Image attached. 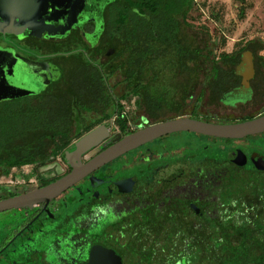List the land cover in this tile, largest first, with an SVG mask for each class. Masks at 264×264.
<instances>
[{
	"label": "flooded vegetation",
	"instance_id": "obj_1",
	"mask_svg": "<svg viewBox=\"0 0 264 264\" xmlns=\"http://www.w3.org/2000/svg\"><path fill=\"white\" fill-rule=\"evenodd\" d=\"M37 1L33 10L27 8L13 14L8 10L0 14V83L14 90L9 98L1 101L25 99L44 105L78 97L88 101L90 107L95 100V107L80 114L93 120L110 115L99 122L94 120L96 123L91 128L104 125L108 134L96 146L77 156L76 162L87 161L124 136L119 127L114 129L118 118L124 119L132 132L176 117L230 123L264 113L247 112L239 119L220 121L208 117L230 116L239 108L260 110V105H264V63L256 60L251 49L242 50L238 60L231 59L237 50L224 48L217 54L212 53L209 44L205 45L206 33L183 24L175 32H163L162 37L153 32L149 44L145 43L146 35L141 36L139 32L135 43L128 46L124 44L121 31L109 29L108 0ZM209 51V58L214 59H206ZM245 52L251 53V61L242 60ZM96 72L103 83L96 84L92 78ZM78 76L83 79L78 81ZM77 89L88 93L77 95L80 93ZM180 132L225 143L264 133L224 138L179 130L131 150ZM78 139L64 152L68 168L51 176L45 173L41 178L52 179L71 170L68 155ZM219 154L224 155L226 163L239 159L257 167L254 155H264V152L253 150L247 154L238 145L224 151L205 148L183 153L175 159L164 157L142 162L134 170L114 177L95 176L99 169L120 155L47 205L24 207L27 210L14 214V218L10 216L12 219L0 221V264H85L92 249L98 246L119 257L120 264H150L143 262L145 248L132 256L143 228H150L143 238L145 244L181 245L191 239L189 228L203 230L207 218L231 217L233 224L238 222L237 217L244 220L246 214L238 211L236 205L221 203L220 188L206 189L203 185L205 180L217 186L220 183L223 161ZM54 159L51 157L44 164L55 162ZM199 161L203 168L189 167ZM28 180L23 181L27 187L40 184L39 177L32 186L29 183L34 179ZM188 180L198 182V186L206 190L205 194L189 197L181 193V186L187 185ZM81 181L86 183L82 193L69 196L70 190ZM64 198H68L66 206L54 208V204ZM250 198L246 196L247 200ZM114 200H125L127 209L116 219L109 220L108 204ZM156 228L160 229L158 233Z\"/></svg>",
	"mask_w": 264,
	"mask_h": 264
},
{
	"label": "trees",
	"instance_id": "obj_2",
	"mask_svg": "<svg viewBox=\"0 0 264 264\" xmlns=\"http://www.w3.org/2000/svg\"><path fill=\"white\" fill-rule=\"evenodd\" d=\"M193 3L194 0H108L109 29L121 31L125 45H133L139 32L141 36L146 35L145 43L149 44L153 32L162 37L163 32H175L181 24L191 29L187 14ZM205 45L207 47V43ZM263 45L258 41H250L239 48L231 59L238 60L242 50L251 49L256 60L263 62V56L258 54ZM210 54V51L207 52L206 59H214L209 58ZM80 78L83 79V76H78L77 80ZM92 78L96 84L103 83L97 72L92 74ZM76 92H80L77 95L88 93L79 89ZM110 102L108 100L107 103ZM87 104L88 101L78 97L75 100H62L60 104L47 102L44 105H35L25 99L0 101V172L7 174L11 167L23 164H44L58 155L64 159V152L72 141L80 138L96 123L87 124L90 116L80 114L97 105L95 100L90 103V107ZM103 118L94 120L99 122ZM116 124L122 136L131 132L124 119L118 118ZM254 158L259 167L246 164L245 160L239 162V159L234 163H226L224 155L219 154V159L223 161L220 183L218 186L211 181L205 180L203 183L206 189L220 188L221 203L236 205L238 211L246 214L244 220L233 224L231 217L207 218L208 223L203 230L189 228L191 239L188 244L181 245L145 244L143 238L150 228H143L136 239L132 256L135 257L141 248H145L143 262L150 264H173L175 260L180 263L184 261L183 264H264V168H261L264 155L257 154ZM41 176H38L40 184L37 187L62 175L46 180ZM34 188L27 187L23 192ZM15 194L11 192L9 195ZM247 195L251 197L248 200ZM261 227L262 231H259ZM156 231L158 233L160 229L156 228ZM172 232L175 230L172 229Z\"/></svg>",
	"mask_w": 264,
	"mask_h": 264
},
{
	"label": "rangeland",
	"instance_id": "obj_3",
	"mask_svg": "<svg viewBox=\"0 0 264 264\" xmlns=\"http://www.w3.org/2000/svg\"><path fill=\"white\" fill-rule=\"evenodd\" d=\"M187 21L191 24V29L206 33V43L209 44L212 53L215 54L224 48L236 51L250 40L264 44V0H194L192 8L187 14ZM258 54L264 58V45ZM245 58L251 61V56ZM12 89L13 87H5V85L0 83V101L9 98L11 93L14 92ZM252 109L254 108L247 107L245 110L239 108L230 116L209 115L208 117L219 119V121L239 119L247 112L256 113L258 111H264V105H260V110ZM205 113L210 114L207 112ZM93 121V118L89 117L87 124L94 123ZM237 145L242 146L247 154H250L253 150L264 152V133L258 136L253 135L243 140H236L231 143H225L222 140H213L186 132L169 134L164 138L121 155L111 163L99 169L95 173V176L98 178H110L119 173L130 172L134 170L135 166L139 163H146L152 159L164 157L175 159L183 153H191L205 148H218L224 151ZM54 161L55 162L52 161V163L49 164L35 165L29 170L31 172H24L19 167L14 169L11 167L7 174L0 172V196H8L11 192L21 191L26 188L27 185L23 182L24 180L34 179L32 182L28 180L30 182L29 186H32L38 176L45 173L51 176L54 173H62L68 168L65 160L60 155L55 157ZM201 164V161L198 163L192 162L189 167H202ZM186 184L187 185L181 186V193H185V195L189 197H201L206 192L204 187L198 186V182L195 184L191 180H188ZM85 186L86 183L81 181L70 190L68 195L81 194ZM140 188L141 186L138 187V189ZM67 199L68 198H64L56 202L54 208L66 206ZM124 201L114 200L108 204L107 213L109 220H114L126 212L127 204L126 201ZM24 210L27 209L18 208L1 213L0 221L10 220L14 218V214L18 212L22 213ZM99 213L100 212H98V214ZM208 213L212 214L213 211H208ZM10 216L13 217L11 218ZM237 221V223H240L241 218L237 217ZM259 231H262V227ZM258 233L260 236H263L261 232ZM183 262L184 261L181 263L183 264ZM181 263L175 260L173 264Z\"/></svg>",
	"mask_w": 264,
	"mask_h": 264
},
{
	"label": "water",
	"instance_id": "obj_4",
	"mask_svg": "<svg viewBox=\"0 0 264 264\" xmlns=\"http://www.w3.org/2000/svg\"><path fill=\"white\" fill-rule=\"evenodd\" d=\"M33 1L34 0H0V14L8 10H11V14H13V11L17 13L24 12L27 8L33 10L38 2L37 0H35V2ZM248 56H251V53L245 52L242 60L249 61L245 58ZM2 85H4V83H2ZM179 130L224 138H241L246 135L264 132V113L250 119L230 123L205 121L190 117H176L155 122L142 129L124 135L97 152L87 161L76 162L75 159L77 156L96 146L107 136L108 128L104 125H99L83 134L76 141L75 149L70 151L68 155L72 162L70 171L46 185L0 198V212L30 207L40 203L47 205L51 200L59 196L86 175L116 157L156 137ZM261 168H264V159ZM113 255L115 254L98 246L92 249L89 260L85 264H120L119 257H114Z\"/></svg>",
	"mask_w": 264,
	"mask_h": 264
},
{
	"label": "built area",
	"instance_id": "obj_5",
	"mask_svg": "<svg viewBox=\"0 0 264 264\" xmlns=\"http://www.w3.org/2000/svg\"><path fill=\"white\" fill-rule=\"evenodd\" d=\"M115 129L117 130V127H115ZM34 166V164H23L21 166H19V168L22 169V171L24 172H28L32 167ZM16 167H12V169H14ZM10 177H11V174H10Z\"/></svg>",
	"mask_w": 264,
	"mask_h": 264
}]
</instances>
